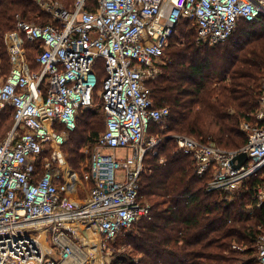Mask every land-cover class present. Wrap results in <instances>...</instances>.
Instances as JSON below:
<instances>
[{
	"label": "built area",
	"instance_id": "obj_1",
	"mask_svg": "<svg viewBox=\"0 0 264 264\" xmlns=\"http://www.w3.org/2000/svg\"><path fill=\"white\" fill-rule=\"evenodd\" d=\"M86 3L52 6L53 22L45 24L17 15L5 34L11 70L0 79V110L12 106L14 114L0 139V264H110V242L151 213L140 180L144 158L157 154L162 135L148 132L170 109L154 105L146 83L160 74L181 18L212 47L226 42L240 19L264 18V0H98L93 10ZM26 39L41 42L40 71L31 69ZM99 59L106 125L91 155L92 187L64 199L62 183L72 173L64 145L80 110L95 105ZM241 128L247 143L234 150L172 135L199 176L212 172L208 191L234 195L264 168V80L255 120ZM118 149L130 154L118 156ZM242 152L248 159L237 167L232 161ZM254 199L264 203V184ZM257 244V263L264 264V228Z\"/></svg>",
	"mask_w": 264,
	"mask_h": 264
},
{
	"label": "trees",
	"instance_id": "obj_2",
	"mask_svg": "<svg viewBox=\"0 0 264 264\" xmlns=\"http://www.w3.org/2000/svg\"><path fill=\"white\" fill-rule=\"evenodd\" d=\"M97 4L98 0H87L86 7L93 10ZM17 15L40 24L53 22L34 0H0L1 78L11 70L5 34L15 28ZM190 22L194 23L181 18L166 49L162 71L148 81L154 105L170 109L164 121L149 127V134L162 135L157 154L150 151L144 158L140 180L141 195L150 204L151 213L110 242L116 247L110 264H258L264 203L257 206L254 195L264 184V168L234 195L208 191L212 172L199 176L194 158L179 149L172 135L213 141L229 150L247 143L241 123L254 122L259 109L264 18L240 19L229 41L213 47L197 40L195 23L194 28H184ZM25 44L31 69L40 71L36 56L42 52L41 42L26 39ZM95 70L99 77L95 105L80 110L77 127L67 134L64 145L69 165L82 178L85 173L91 175L88 154L81 152L82 147L93 149L105 130L102 100L97 94L106 76L102 59ZM13 114L12 106L0 110V139L5 129L13 126ZM122 245L127 252L118 251Z\"/></svg>",
	"mask_w": 264,
	"mask_h": 264
},
{
	"label": "rangeland",
	"instance_id": "obj_3",
	"mask_svg": "<svg viewBox=\"0 0 264 264\" xmlns=\"http://www.w3.org/2000/svg\"><path fill=\"white\" fill-rule=\"evenodd\" d=\"M34 1L38 5V7L40 8V11L42 13H48L51 16V20L53 18V15L51 12L53 10L52 6L53 7H57V6L71 7L76 2V0H72V2H70V3H67V0H34ZM38 18H40V17H38ZM33 21H36V20H33ZM181 28H183V27H181ZM184 28L185 29L194 28V23L190 22L189 25L187 27H184ZM228 41H229V39L226 42H224V44L227 43ZM166 59H167V56H166ZM166 59L160 60V62L158 64V67L160 68V72L162 71V65L166 62ZM0 79H2V78L0 77ZM146 87L150 89L148 82L146 83ZM105 124H106V117L104 115V127H105ZM9 128H10V126L7 129H5V131L7 132ZM149 133L150 132H148V135L156 134V133H153V134H149ZM87 143H89V142H87ZM81 152H86L88 154V158L86 160V163L90 166L91 155H92L93 149H87V145H83ZM115 153L118 156H123L126 153L130 154V151L125 150V149H118ZM68 155H69V152L66 151L67 163H68V166L70 167V172H72V173H69L67 178L62 183L64 199H73L76 197H84L87 195V193L89 192V190L92 187V181H90L91 179H90L89 173H85V177L82 178L78 174L76 169L74 167H72L71 165H69L70 163L68 160ZM82 164H84V163H82ZM118 251L119 252L122 251L124 253V252H127L128 249L125 247V245H122ZM114 252H116V247L112 246V250L107 255L108 257H106V260L109 261V263H110L113 255H114Z\"/></svg>",
	"mask_w": 264,
	"mask_h": 264
},
{
	"label": "water",
	"instance_id": "obj_4",
	"mask_svg": "<svg viewBox=\"0 0 264 264\" xmlns=\"http://www.w3.org/2000/svg\"><path fill=\"white\" fill-rule=\"evenodd\" d=\"M247 159H248L247 153L242 152L235 159H233L232 163L235 166L240 167L242 164H244L247 161ZM235 160H238V163H236Z\"/></svg>",
	"mask_w": 264,
	"mask_h": 264
}]
</instances>
